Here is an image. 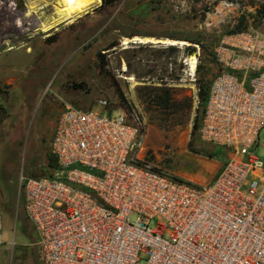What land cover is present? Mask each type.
Wrapping results in <instances>:
<instances>
[{"label":"built area","instance_id":"1","mask_svg":"<svg viewBox=\"0 0 264 264\" xmlns=\"http://www.w3.org/2000/svg\"><path fill=\"white\" fill-rule=\"evenodd\" d=\"M32 1L0 0V53L49 35ZM195 55V70L190 55L182 69L199 94ZM213 57L198 134L223 149L224 165L208 183L143 162L131 89L125 107L64 105L52 127L55 173L21 180L41 264H264V160L251 151L264 128V31L224 33Z\"/></svg>","mask_w":264,"mask_h":264},{"label":"rangeland","instance_id":"2","mask_svg":"<svg viewBox=\"0 0 264 264\" xmlns=\"http://www.w3.org/2000/svg\"><path fill=\"white\" fill-rule=\"evenodd\" d=\"M52 1L37 6L44 22L55 10ZM102 3L74 23L37 36L29 46L0 53V191L9 201L0 229L14 241L8 243L10 264H41L27 246L37 235L20 210L25 199L21 180L55 173L57 166L48 167L52 127L66 103L88 109L108 98L111 110L123 103L124 90L133 89L144 119L138 149L144 163L193 183L213 181L224 165L221 157L194 150L216 146L194 133L198 94L183 72V60L200 53L198 80L209 81L218 70L212 49L221 35L243 16L246 28L264 31V0H116L106 7ZM189 31H199L203 43L172 38ZM134 36L187 43H124ZM99 52L105 56V71L100 70ZM130 76L139 82L134 88ZM167 89L172 102L192 98V109L176 113L165 107L157 95ZM251 151L264 160V128ZM160 222L154 218L150 226L156 228ZM141 264H146L145 257Z\"/></svg>","mask_w":264,"mask_h":264},{"label":"trees","instance_id":"3","mask_svg":"<svg viewBox=\"0 0 264 264\" xmlns=\"http://www.w3.org/2000/svg\"><path fill=\"white\" fill-rule=\"evenodd\" d=\"M115 1L116 0H103V3L101 6L106 7V6L112 5ZM260 13H261L260 16L262 18L264 16V9L260 10ZM244 21H245V18L243 16L240 19L239 24L234 29H232L230 32L241 31L243 29H246ZM172 38L181 39V40H190L193 43L200 44V43H203L202 41L205 37H203L199 31H189V32H186L184 34L175 35ZM218 41H219V39L216 40L215 45ZM212 55H213V49H212ZM104 57L105 56L102 52L98 53L99 66H100L101 71H105L106 61H105ZM209 83H210V80L207 82H203L201 80H198L200 92L198 94L199 100H198V105L196 107V116L194 119V127H193L194 133H197V134H198V128H199V125L201 123L204 108H205V103H206V99H207V95H208ZM157 97L159 98L160 102L164 104L165 107L174 108L176 113H181L183 111L187 112V111L191 110L193 107V100L190 97H184L181 100H173V102H172L170 89H167L166 91H163V93L158 94ZM121 106H124V107L126 106V99L125 98H123V103L121 104ZM195 147H196V148H194L195 151L204 152L210 156L221 157V154L223 152V149L220 147H217V146H216V148H210L207 150H205L203 148H199L198 146H195ZM56 166H57L56 158L54 156L53 157L50 156V161L48 162V167L55 168Z\"/></svg>","mask_w":264,"mask_h":264},{"label":"bare ground","instance_id":"4","mask_svg":"<svg viewBox=\"0 0 264 264\" xmlns=\"http://www.w3.org/2000/svg\"><path fill=\"white\" fill-rule=\"evenodd\" d=\"M40 3H49V0H33L31 8H35V5L38 6ZM102 3V0H53L51 4L54 6V12H52L51 16L47 20V22H43L41 24V28L44 32H51L53 30H58V26L61 24L67 25L74 23L80 16L84 15L93 7ZM46 4H44L45 6ZM226 7L228 4L223 3ZM43 7V6H41ZM48 18V17H47ZM64 27V26H63ZM129 42H162L167 44H175L181 43L182 45L187 43L185 41H177L176 39L164 38V39H157L154 37H145V36H134L132 39H126L124 43ZM191 69L194 71L195 66L197 63V57L195 54L190 55L188 58ZM132 81L131 88L136 87L139 83L136 81L134 77L130 78ZM133 90V89H132Z\"/></svg>","mask_w":264,"mask_h":264},{"label":"crops","instance_id":"5","mask_svg":"<svg viewBox=\"0 0 264 264\" xmlns=\"http://www.w3.org/2000/svg\"><path fill=\"white\" fill-rule=\"evenodd\" d=\"M130 39V38H129ZM98 102V101H97ZM97 102L94 103L93 106H96L97 105ZM90 103H93V101H91ZM6 166L3 168V171H6L7 169V164H5ZM219 172V171H218ZM217 172V173H218ZM5 172H3V175H4ZM22 194V193H21ZM9 204V201H8V198L7 196L5 195V193L1 192L0 191V216H1V213L3 210H6L7 209V205ZM20 210L24 213H25V210H24V204L22 202V204L20 205ZM32 228V231H34L36 233V231L34 230V227L33 225L31 226ZM37 235V233H36ZM33 238V245H27L29 249H32L33 253L36 254V256L38 257V260H39V255H38V245H37V237H32ZM8 243H11V245H14V241L10 242L9 240V236L8 235H5L1 232V229H0V264H10L11 263V260H12V254H10L11 252V249L9 248V244ZM13 257H15V253H13ZM40 262V260H39Z\"/></svg>","mask_w":264,"mask_h":264},{"label":"water","instance_id":"6","mask_svg":"<svg viewBox=\"0 0 264 264\" xmlns=\"http://www.w3.org/2000/svg\"><path fill=\"white\" fill-rule=\"evenodd\" d=\"M90 13V11H88L86 14H89Z\"/></svg>","mask_w":264,"mask_h":264}]
</instances>
